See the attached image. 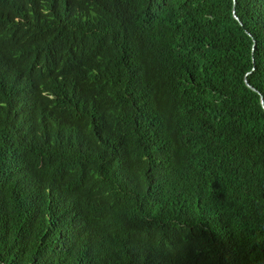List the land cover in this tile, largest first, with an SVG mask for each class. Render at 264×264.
<instances>
[{"label": "trees", "instance_id": "obj_1", "mask_svg": "<svg viewBox=\"0 0 264 264\" xmlns=\"http://www.w3.org/2000/svg\"><path fill=\"white\" fill-rule=\"evenodd\" d=\"M0 46V264H264V0H0Z\"/></svg>", "mask_w": 264, "mask_h": 264}, {"label": "water", "instance_id": "obj_2", "mask_svg": "<svg viewBox=\"0 0 264 264\" xmlns=\"http://www.w3.org/2000/svg\"><path fill=\"white\" fill-rule=\"evenodd\" d=\"M233 1V0H232ZM233 16V18L237 21V18L234 16V14L232 15ZM239 23V22H238ZM252 47H253V45H252ZM244 84H245V86L249 89V90H251V91H253V92H256L251 86H249L248 84H247V82L244 80ZM259 101H260V106H261V108H262V110H263V112H264V104H263V101H262V99H261V97H259Z\"/></svg>", "mask_w": 264, "mask_h": 264}, {"label": "clouds", "instance_id": "obj_3", "mask_svg": "<svg viewBox=\"0 0 264 264\" xmlns=\"http://www.w3.org/2000/svg\"><path fill=\"white\" fill-rule=\"evenodd\" d=\"M0 52H1V46H0ZM10 68H11V74L14 75V73H15V65L11 64Z\"/></svg>", "mask_w": 264, "mask_h": 264}]
</instances>
